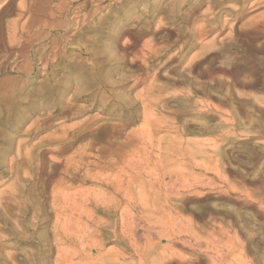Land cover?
Instances as JSON below:
<instances>
[{
    "label": "rangeland",
    "instance_id": "1",
    "mask_svg": "<svg viewBox=\"0 0 264 264\" xmlns=\"http://www.w3.org/2000/svg\"><path fill=\"white\" fill-rule=\"evenodd\" d=\"M44 1L0 0V264H58L86 229L123 231L100 258L127 264H264V0Z\"/></svg>",
    "mask_w": 264,
    "mask_h": 264
},
{
    "label": "bare ground",
    "instance_id": "2",
    "mask_svg": "<svg viewBox=\"0 0 264 264\" xmlns=\"http://www.w3.org/2000/svg\"><path fill=\"white\" fill-rule=\"evenodd\" d=\"M31 1H32V0H31ZM33 1H34V0H33ZM36 1H37V0H36ZM43 1H44V0H43ZM53 1H55V0H53ZM57 1H58V0H57ZM71 1H72V0H71ZM73 1H74V0H73ZM81 1H82V0H81ZM101 1H103V0H93L92 3H94V2H95V3H100ZM108 1H109V0H108ZM116 1H117V0H116ZM122 1H125V0H122ZM132 1H133V0H132ZM142 1H143V0H142ZM178 1H179V0H177V2H178ZM218 1H220V0H217V2H218ZM227 1H228V0H227ZM229 1H230V0H229ZM241 1H242V0H241ZM23 2H24V1H23ZM23 2H22V7H24V6H23ZM44 2H45V1H44ZM51 2H52V1H51ZM65 2H66V1H65ZM118 2H119V1H118ZM120 2H121V1H120ZM125 2H126V1H125ZM125 2H124V3H125ZM180 2H181V1H180ZM209 2H210V1H209ZM211 2H212V1H211ZM211 2H210V6H212V5H211ZM225 2H226V1H225ZM249 2H250V1H249ZM26 3H27V2H26ZM38 3H40V2L38 1ZM46 3H50V2H46ZM69 3H72V2H70V0H69ZM74 3H75V2H74ZM104 3H105V2H103V4H104ZM136 3H137V2H136ZM213 3H214V1H213ZM215 3H216V2H215ZM257 3H258V2H257ZM36 4H37V2H36ZM40 4H41V3H40ZM52 4H54V3H52ZM85 4H86V5H89V6L91 7V10H93V12H94V10L97 8V6L100 7V5L91 6L92 4H91V2H89V1L86 2ZM103 4H101V6H102ZM133 4H134V2H133ZM225 4H226V3H225ZM232 4H234V2H233ZM259 4H260V3H259ZM19 5H20V4H19ZM37 5H39V4H37ZM41 5L44 6L43 4H41ZM62 5H63V4H62ZM67 5H68V4H67ZM73 5H74V4H73ZM79 5H80V4H79ZM82 5H83V4H82ZM106 5H107V4H106ZM115 5H116V4H115ZM177 5H178V3H177ZM177 5H176V6H177ZM202 5H203V4H202ZM217 5H218V4H217ZM240 5H241V4H240ZM262 5H263V4H262ZM50 6H51V5H50ZM80 6H81V5H80ZM119 6H120V5H119ZM178 6H179V5H178ZM210 6H209V7H210ZM226 6H227V5H226ZM242 6H243V5H242ZM244 6H245V4H244ZM22 7H21V8H22ZM75 7H76V6H75ZM102 7H103V6H102ZM202 7H203V6H202ZM212 7H213V6H212ZM21 8L19 9V11L21 10ZM24 8H25V7H24ZM24 8H23L22 10H24ZM34 8H35V7H34ZM59 8L61 9V7H59ZM66 8H67V7H66ZM66 8H64V11H65ZM72 8H73V7H72ZM85 8H86V7H85ZM175 8H176V7H175ZM222 8H223V7H222ZM225 8H226V7H225ZM239 8H240V7H239ZM242 8H244V7H242ZM242 8H241V9H242ZM0 9H1V8H0ZM25 9H26V8H25ZM30 9H31V8H30ZM37 9H38V8H37ZM53 9H54V8H53ZM53 9H52V10H53ZM56 9H57V7H56ZM56 9H55V10H56ZM60 9H59V10H60ZM78 9H79V8H78ZM116 9H117V8H116ZM173 9H174V8H173ZM193 9H195V8H193ZM213 9H214V7H213ZM226 9H227V8H226ZM236 9H237V8H236ZM41 10H42V9H41ZM74 10H75V8H74ZM86 10H87V9H86ZM88 10H89V9H88ZM195 10H196V9H195ZM202 10H203V9H202ZM30 11H31V10H30ZM56 11H57V10H56ZM75 11H76V10H75ZM95 11H96V10H95ZM98 11H99V10H98ZM170 11H171V10H170ZM212 11H213V10H212V8H211V12H212ZM228 11H229V10H228ZM22 12H24V11H22ZM33 12H34V11H33ZM46 12H48V11L46 10ZM51 12H52V11H51ZM76 12H77V11H76ZM84 12H85V11H84ZM197 12H198V9H197ZM229 12H230V11H229ZM229 12H227V14H228ZM231 12H232V11H231ZM231 12H230V13H231ZM29 13H30V12H29ZM49 13H50V12H49ZM57 13H58V12H57ZM78 13H79V12H78ZM91 13H92V11H91ZM121 13H122V12H121ZM125 13H126V12H125ZM167 13H168V11H167ZM170 13H171V12H170ZM174 13H175V12H174ZM174 13H173V14H174ZM242 13H243V12H242ZM86 14H87V13H86ZM123 14H124V13H123ZM221 14H224V13H221ZM231 14H232V13H231ZM12 15H13V14H12ZM19 15H20V14H19ZM22 15H23V14H22ZM25 15H26V14H25ZM53 15H54V14H53ZM56 15H57V14H56ZM56 15H55V16H56ZM63 15H64V13H63ZM74 15H75V14H74ZM90 15H91V14H89V18H88V19H90ZM198 15H199V14H198ZM204 15H205V14H204ZM246 15H247V14H246ZM26 16H27V15H26ZM55 16H54V17H55ZM92 16H93V15H92ZM105 16H106V15H105ZM179 16H180V15H179ZM206 16H207V15H206ZM221 16H222V15H221ZM228 16H229V15H228ZM17 17H18V15H17ZM36 17H37V16H36ZM54 17H53V19H54ZM65 17H66V16H65ZM85 17H86L85 14H84V16H81V15H78V14H77V16L75 15V20H77V22L80 23L81 21L84 20ZM117 17H118V16H117ZM175 17H176V16H175ZM203 17H204V16H203ZM214 17H215V16H214ZM218 17H219V16H218ZM86 18H87V17H86ZM153 18H154V17H153ZM199 18H200V17H199ZM241 18H242V17H241ZM244 18H245V17H244ZM41 19H42V18H41ZM51 19H52V17H51ZM196 19H197V18H196ZM196 19H195V20H196ZM254 19H255V18H254ZM254 19H253V20H254ZM256 19H257V17H256ZM256 19H255V20H256ZM259 19L263 21V19H261V18H259ZM18 20H19V19H18ZM18 20H17V21H18ZM20 20H21V19H20ZM35 20H36V18H35ZM37 20H38V19H37ZM85 20H86V19H85ZM85 20H84V21H85ZM91 20H92V19H91ZM126 20H127V19H126ZM206 20H207V19H205V21H206ZM210 20H211V19H210ZM218 20H219V19H218ZM260 20H259V21H260ZM30 21H32V20H30ZM44 21H45V20H44ZM86 21H87V20H86ZM198 21H199V20H198ZM222 21H223V20H222ZM222 21H221V23L224 22V21H223V22H222ZM234 21H235V20H234ZM28 22H29V21H28ZM28 22H27V23H28ZM42 22H43V20H42ZM87 22H88V21H87ZM211 22H213V21H211ZM232 22H233V21H232ZM248 22H249V21H248ZM257 22H258V19H257ZM34 23H35V22H34ZM39 23L42 24L41 22H39ZM50 23H51V22H50ZM73 23H74V22H73ZM88 23H90V22H88ZM149 23H150V22H149ZM190 23H191V22H190ZM206 23H207V22H205L204 24H206ZM214 23H216V22H214ZM214 23H212V24L214 25ZM217 23H218V22H217ZM237 23H238V22H237ZM32 24H33V23H31V25H32ZM40 24H39V25H40ZM43 24H44V23H43ZM46 24H47V23H46ZM64 24H65V23H64ZM110 24H111V23H110ZM193 24H195V23H193ZM193 24H192V25H193ZM209 24H210V23H209ZM225 24H226V23H225ZM246 24H247V23H246ZM256 24H257V23H255L254 25L257 26L258 24H257V25H256ZM259 24H260V23H259ZM28 25H29V24H28ZM58 25H59V24H58ZM58 25H57V27H58ZM61 25H62V24H61ZM72 25H73V24H72ZM80 25H81V24H80ZM86 25H87V24H86ZM99 25H100V24H99ZM112 25H113V24H112ZM112 25H111V26H112ZM147 25H149V24H147ZM222 25H223V24H222ZM227 25H229V24H227ZM227 25H226V26H227ZM251 25H252V29H253V28H254V27H253L254 25H253V24H251ZM21 26H22V25H21ZM32 26H33V25H32ZM47 26H48V25H47ZM49 26H50V25H49ZM55 26H56V25H55ZM55 26H54V27H55ZM83 26H85V23H84ZM83 26H82V27H83ZM97 26H98V25H97ZM109 26H110V25H109ZM140 26H141V25H140ZM202 26L204 27V25H201V27H202ZM226 26H225V27H226ZM260 26H261V25H260ZM263 26H264V25H263ZM263 26H262V27H263ZM39 27H40V26H39ZM57 27H56V28H57ZM98 27H100V26H98ZM124 27H125V26H124ZM133 27H134V26H133ZM145 27H146V26H145ZM150 27H151V26H150ZM197 27H198V26H197ZM203 27H202V28H203ZM212 27H213V26H212ZM214 27H216V26H214ZM214 27H213V28H214ZM217 27H218V26H217ZM217 27H216V28H217ZM249 27H250V26H249ZM42 28H43V26H42ZM42 28H41V29H42ZM51 28H53V27H51ZM62 28H64V27H61V29H62ZM83 28H84V27H83ZM109 28H110V27H109ZM142 28H143V26H142ZM148 28H149V27H148ZM159 28H160V27H159ZM194 28H195V27H194ZM202 28H201V30H200V31H201V34H200V35H202V34L204 35V33H202V31H203L204 28H203V29H202ZM220 28H221V26H220ZM230 28H231V27H230ZM23 29H24V28H23ZM44 29H45V28H44ZM81 29H82V28H81ZM85 29H86V28H85ZM100 29H101V28H100ZM113 29H114V28H113ZM117 29H118V28H117ZM127 29H128V27H127ZM138 29H139V28H138ZM143 29H144V28H143ZM149 29H150V28H149ZM197 29H198V28H197ZM205 29H206V25H205ZM210 29H211V28H210ZM210 29H209V31H210ZM214 29H215V28H214ZM218 29H219V28H218ZM224 29H225V28H224ZM226 29H227V28H226ZM235 29H236V28H235ZM249 29H250V28H249ZM256 29H257V28H256ZM20 30H21V29H20ZM74 30H75V29H74ZM77 30H78V29L76 28V31H77ZM157 30H158V29H157ZM161 30H162V29H161ZM161 30H160V31H161ZM212 30H213V29H212ZM215 30H216V29H215ZM231 30H232V29H231ZM231 30H230V32H231ZM233 30H234V29H233ZM45 31H46V30H45ZM52 31H53V30H52ZM78 31H79V30H78ZM81 31H82V30H81ZM111 31H112V30H111ZM117 31H118V30H117ZM142 31H143V30H142ZM147 31H148V30L146 29V31H145V36H146V35H147V36L149 35V34H147V33H148ZM150 31H151V30H150ZM165 31H166V30H165ZM192 31H193V30H192ZM198 31H199V30H198ZM198 31H196V32H198ZM216 31H217V30H216ZM221 31H222V30H221ZM248 31H249V30H248ZM255 31H256V30H255ZM109 32H110V31H109ZM112 32H113V31H112ZM112 32H111V33H112ZM129 32H130V31H129ZM131 32H132V31H131ZM146 32H147V33H146ZM189 32H190V31H189ZM193 32H195V31H193ZM196 32H195V33H196ZM212 32H213V31H212ZM212 32H211V33H212ZM219 32H220V31H219ZM224 32H225V31H224ZM226 32H227V31H226ZM226 32H225V33H226ZM243 32H244V31H243ZM253 32H254V30H253ZM253 32H252V33H253ZM79 33H80V32H79ZM111 33H109V34H111ZM113 33H114V32H113ZM135 33H136V32H135ZM138 33H139V32H138ZM143 33H144V32H143ZM149 33H150V32H149ZM195 33H193V34H195ZM206 33H207V29H206ZM213 33H214V32H213ZM221 33H223V32H221ZM232 33H234V32L232 31ZM232 33H230V34H232ZM236 33H237V32H236ZM257 33H258V31H257ZM262 33H263V32H262ZM19 34H20V33H19ZM28 34H29V33H28ZM120 34H121V33H120ZM150 34H151V33H150ZM154 34H155V33H154ZM190 34H191V33H190ZM190 34H189V35H190ZM214 34H217V33H214ZM214 34H213V35H214ZM223 34H224V33H223ZM242 34H243V33H242ZM244 34H245V32H244ZM244 34H243V35H244ZM32 35H33V34H32ZM32 35H31V36H32ZM43 35H45V34L43 33ZM111 35H112V34H111ZM115 35H117V34L115 33ZM128 35H129V34H128ZM140 35H141V34H140ZM143 35H144V34H143ZM177 35H179V34H177ZM196 35H197V34H196ZM200 35H199V37H200ZM219 35H220V33L218 34L217 37H219ZM224 35H225V34H224ZM227 35H228V34H227ZM227 35H226V36H227ZM243 35H242V36H243ZM72 36H73V35H72ZM107 36H108V35H107ZM119 36H122V35H119ZM132 36H133V35H132ZM132 36H131V37H132ZM137 36H138V35H137ZM147 36H146V37H147ZM204 36H205V35H204ZM207 36H208V35H207ZM209 36H211V35H209ZM221 36H222V35H221ZM230 36L232 37L233 35H230ZM230 36H229V37H230ZM10 37H11V36H10ZM28 37H29V36H28ZM74 37H75V36H74ZM134 37H135V36H133V38H134ZM178 37H179V36H178ZM178 37H177V38H178ZM192 37H193V36H192ZM217 37H215V39H216ZM236 37H237V36H236ZM249 37H250V36H249ZM257 37H258V36H257ZM43 38H44V37H43ZM133 38H132V39H133ZM179 38H180V37H179ZM188 38H190V37H188ZM195 38H196V37H195ZM200 38H202V37H200ZM203 38H204V37H203ZM219 38H220V37H219ZM242 38H243V37H242ZM254 38H255V37H254ZM263 38H264V37H263ZM112 39H113V38H112ZM114 39H115V38H114ZM118 39H119V38H118ZM118 39H117V40H118ZM135 39H136V38H135ZM142 39H143V37H142ZM145 39H146V38H145ZM191 39H192V38H191ZM206 39H207V37H206ZM213 39H214V38H213ZM213 39H212V40H213ZM10 40H11V39H10ZM55 40H56V39H55ZM55 40H54V41H55ZM143 40H144V39H143ZM198 40H199V39H198ZM201 40H202V39H201ZM217 40H218V39H217ZM255 40H256V38H255ZM20 41H21V40H20ZM29 41H31V38H30ZM126 41H127V40H126ZM128 41H129V40H128ZM130 41H131V40H130ZM144 41H145V40H144ZM203 41H204V40H203ZM214 41H215V40H214ZM238 41H239V40H238ZM246 41H247V40H246ZM246 41H245V42H246ZM256 41H257V40H256ZM10 42H11V41H10ZM57 42H58V41H57ZM59 42H60V41H59ZM134 42H135V41H134ZM145 42H146V41H145ZM149 42H150V41H149ZM191 42H192V41H191ZM193 42H195V41H193ZM208 42H209V41H208ZM208 42H207V43H208ZM211 42H212V41H211ZM216 42H217V41H216ZM216 42H215V43H216ZM251 42H252V41H251ZM13 43H14V41H13ZM135 43H137V42H135ZM138 43H139V42H138ZM142 43H144V42H142ZM199 43H201V44L204 45L205 42H204V43L199 42ZM199 43L197 42V44H199ZM207 43H206V44H207ZM212 43H213V42H212ZM215 43H213V44H215ZM225 43H226V41H225ZM10 44H11V43H10ZM14 44H15V43H14ZM18 44H19V43H18ZM24 44H25V43H24ZM55 44H57L56 46H58V43H55ZM55 44H54V45H55ZM128 44H129V42H128ZM146 44H147V43H146ZM195 44H196V43H195ZM206 44H205V45H206ZM209 44H210V43H209ZM248 44H249V43H248ZM20 45H21V44H20ZM136 45H137V44H136ZM136 45H135V46H136ZM144 45H145V44H144ZM144 45H142V46H144ZM199 45H200V44H199ZM203 45H202V46H203ZM221 45H223V44H221ZM249 45H250V44H249ZM26 46H27V45H26ZM126 46H128V45H126ZM126 46H125V47H126ZM153 46H154V45H153ZM185 46H186V45H185ZM187 46H189V45H187ZM197 46H198V45H197ZM10 47H12V46H10ZM137 47H138V45H137ZM192 47H193V46H192ZM209 47H210V46H209ZM120 48H121V47H120ZM120 48H119V49H120ZM130 48L132 49L131 46H130ZM130 48L128 47L127 49L129 50ZM141 48H142V47H141ZM146 48H148V46H147V47H144L145 50H146ZM183 48H184V47H183ZM183 48H182V49H183ZM201 48H202V47H201ZM205 48H206V47H205ZM11 49H13V48H11ZM18 49H19V48H18ZM26 49H27V48H26ZM131 49H130V50H131ZM135 49H137V48H135ZM144 49H143V50H144ZM160 49H161V48H160ZM165 49H167V48H165ZM182 49H181V50H182ZM185 49H186V48H185ZM188 49H189V48H188ZM202 49H204V47H203ZM206 49H207V48H206ZM13 50H14V49H13ZM24 50H25V49H24ZM138 50H139V49H138ZM145 50H144V51H145ZM147 50H148V49H147ZM147 50H146V52H149V51H150V48H149V51H147ZM151 50H152V49H151ZM155 50H156V49H155ZM155 50H154V51H155ZM181 50H180V51H181ZM183 50H184V49H183ZM189 50H190V49H189ZM193 50H195V48H193ZM126 51H127V50H126ZM139 51H140V50H139ZM156 51H157V50H156ZM168 51H169V50H168ZM190 51H191V50H190ZM190 51H189V52H190ZM202 51H203V50H202ZM8 52H9V50H8ZM11 52H12V51H11ZM17 52H18V51H17ZM118 52H119V50H118ZM118 52H117V53H118ZM120 52H122V51L120 50ZM120 52H119V53H120ZM141 52H142V51H141ZM150 52H152V51H150ZM182 52H183V51H182ZM182 52H181V53H182ZM186 52H187V51H186ZM119 53H118V54H119ZM136 53H139V54H140V52H136ZM19 54H22V51L19 52ZM124 54H125V53H124ZM142 54H144V53L142 52ZM150 54H152V53H150ZM187 54H188V53H187ZM187 54H186V55H187ZM10 55H11V54H10ZM10 55H9V56H10ZM23 55H24V54H23ZM119 55H120V54H119ZM121 55L123 56V54H121ZM126 55H128L127 52H126ZM131 55H132V53H131ZM135 55H136V54H135ZM135 55L133 56L134 58H135ZM147 55H148V53H147ZM160 55H161V54H160ZM166 55H167V54H166ZM15 56H16V54H15ZM15 56H14V57H15ZM117 56H118V55L116 54L114 58L116 59ZM122 56H121V57H122ZM140 56H141V54H140ZM142 56H145V55H142ZM142 56H141V57H142ZM150 56H151V55H150ZM150 56H149V57H150ZM154 56H155V55H154ZM169 56H170V55H169ZM175 56H176V54H175ZM184 56H185V55H184ZM10 57H12V56H10ZM10 57H9V58H10ZM17 57H18V56H17ZM20 57H22V56H20ZM23 57H24V56H23ZM23 57H22V58H23ZM124 57H127V56H124ZM141 57H140V60H141ZM146 57H148V56H146ZM146 57H145V58H146ZM160 57H161V56H160ZM111 58H112V57H111ZM118 58H119V56H118ZM118 58H117V60H119ZM128 58H129V56H128ZM134 58H133V59H134ZM136 58H137V56H136ZM138 58H139V55H138ZM155 58H156V57H155ZM169 58H170V57H169ZM172 58H173V57H172ZM176 58L178 59V57H175V60H177ZM180 58H181V57H180ZM180 58H179V59H180ZM18 59H19V58H18ZM125 59H127V58H125ZM148 59H149V58H148ZM150 59H151V58H150ZM179 59H178V61H179ZM16 60H17V59H16ZM109 60H110V59H109ZM113 60H114V59H113ZM113 60H112L111 62H113ZM120 60H121V59H120ZM120 60H119V61H120ZM136 60H137V59H136ZM144 60H145V59H143V61H144ZM156 60H157V59H156ZM168 60H169V59H167V61H168ZM172 60H173V59H172ZM115 61H116V60H115ZM119 61H116V64H117V62H118V64H120ZM121 61H122V60H121ZM125 61H126V60H124V63H125ZM129 61H130V60H129ZM132 61H133V60L131 59V62H132ZM137 61H139V60H137ZM137 61L134 60L133 63H134V62H137ZM143 61H141V62H143ZM152 61H153V60H152ZM158 61H159V60H158ZM160 61H161V60H160ZM160 61H159V62H160ZM169 61H171V60H169ZM192 61H194V60H192ZM107 62H108V65H110V64H109V61H107ZM127 62H128V61H126V63H127ZM147 62H148V61H147ZM149 62H150V61H149ZM173 62H174V61H173ZM173 62H172V63H173ZM121 63H122V62H121ZM139 63H140V62H139ZM166 63H167V62H166ZM166 63H165V64H166ZM170 63H171V62H170ZM172 63H171V64H172ZM191 63L193 64V62H191ZM16 64H17V63H16ZM114 64H115V63H114ZM134 64L136 65V64H138V63H134ZM144 64H146V63H144ZM165 64H164V65H165ZM103 65H104V64H103ZM105 65H106V64H105ZM132 65H133V64H132ZM146 65H147V64H146ZM149 65H150V64H149ZM172 65H173V64H172ZM117 66H118V65H117ZM127 66H128V65H127ZM137 66H138V65H137ZM139 66H140V64H139ZM169 66H170V65H168V67H169ZM191 66H192V65H191ZM104 67H105V66H104ZM104 67H102V68H104ZM109 67H112V63H111V65H110ZM121 67H122V66H121ZM123 67H124V64H123ZM128 67H129V66H128ZM132 67L134 68L135 66H131V69H132ZM143 67H145V66L143 65ZM146 67H147V66H146ZM166 67H167V65H166ZM168 67H167V68H168ZM15 68H16V67H15ZM17 68H18V67H17ZM135 68H138V67H135ZM140 68H141V70H142V67H140ZM151 68H152V67H151ZM104 69H105V68H104ZM104 69H103V70H104ZM107 69H108V67H107ZM107 69H106V72H107ZM110 69H111V68H110ZM118 69H119V67H118ZM138 69H139V68H138ZM145 69H146V68H145ZM147 69H148V68H147ZM159 69H160V68H159ZM162 69H164V68H162ZM165 69H166V68H165ZM116 70H117V69H116ZM18 71H19V70H18ZM91 71H92V70H91ZM138 71H139V70H138ZM147 71H148V70H147ZM110 72H111V71H110ZM161 72H163V71H161ZM149 73H150V72H149ZM155 73H156V72H155ZM100 74H101V73H100ZM142 74H144V72H142ZM147 74H148V72H147ZM151 74H152V73H151ZM148 75H149V74H148ZM143 76H144V75H143ZM146 76H147V75H146ZM147 77H148V76H147ZM98 78H99V77H98ZM100 78H101V77H100ZM104 78H105V77H103V79H104ZM139 78H140V75H139ZM139 78H138V79H139ZM103 79H102V80H103ZM136 79H137V78H136ZM143 79H145V78H143ZM143 79H140L139 81L137 80L138 82H135V83L139 84ZM146 79H147V78H146ZM214 79H215V78H214ZM102 80L100 79V81H102ZM211 81H213V80H211ZM2 82H3V81H2ZM98 82H99V81H98ZM143 82H144V81H142V83H143ZM145 82H146V80H145ZM102 83H103V82H102ZM104 83H105V82H104ZM116 83H117V82H116ZM2 84H4V82H3ZM129 84H130V83H129ZM99 85H100V84H99ZM101 85H102V84H101ZM105 85H106V84H105ZM140 85H142V84H140ZM134 86H135V85H134ZM134 86H133V87H134ZM4 87H5V85H4ZM107 87H108V86H107ZM136 87H138V85H137ZM5 88H6V87H5ZM99 89H100V88H99ZM94 90H95V89H94ZM100 90H101V89H100ZM102 90H103V89H102ZM3 91H4V90H3ZM5 93H6V91H5ZM76 93H77V92H76ZM6 94H7V93H6ZM91 94H92V93H91ZM105 94H106V92H105ZM74 95H75V94H74ZM103 95H104V94H103ZM4 96H5V95H4ZM108 96H109V95H108ZM0 97H1V95H0ZM2 97H3V96H2ZM72 97H73V96H72ZM72 97H71V98H72ZM76 97H77V96H76ZM95 97H96V96H95ZM103 97L105 98V96H103ZM106 97H107V96H106ZM80 98H81V97H80ZM75 99H76V98H75ZM83 99H84V98H83ZM94 99H95V98H94ZM72 100H74V99H72ZM90 100H91V98H88V99H87V102L90 101ZM98 100H99V99H98ZM105 100H106V98H105ZM133 100H137V99L134 98ZM96 102H97V100H96ZM71 104H72V103H71ZM105 104H106V103H105ZM133 104H134V103H133ZM72 105H73V104H72ZM74 105H75V104H74ZM83 106H84V105H83ZM83 106H82V107H83ZM87 106H88V105H87ZM103 106H104V104H103ZM132 106H133V105H132ZM80 107H81V106H80ZM80 107H79V108H80ZM82 107H81V109H82ZM105 107H106V106H105ZM105 107H104V108H105ZM133 107H134V106H133ZM102 108H103V107H102ZM130 108H131V107H130ZM136 108H137V107H136ZM136 108H135V109H136ZM70 109H71V107H70ZM72 109H74V108L72 107ZM84 109H85V107H84ZM82 110H83V109H82ZM86 110H89V109L86 108ZM86 110H85V111H86ZM104 110H105V109H104ZM62 111H63V109H62ZM73 111H75V110H73ZM79 111H80V110H79ZM79 111H77V112H79ZM89 111H90V110H89ZM89 111H87V112H89ZM67 112L69 113L68 110H67ZM67 112H66V113H67ZM77 112H76V113H77ZM81 112H82V111H81ZM66 113H65V114H66ZM71 113H72V112H71ZM123 113H124L125 116L130 117V119H134V118L136 119V115L134 114L135 112L132 111V109H130V110H128V111H127V110H126V111H123ZM136 113H137V112H136ZM42 115H43V114H42ZM42 115H41V116H42ZM50 115H51V114H50ZM66 115H69V114H66ZM66 115H65V116H66ZM73 115H74V113H73ZM73 115L71 114V116H73ZM52 116H53V115H52ZM74 116H75V115H74ZM44 117H45V116H44ZM44 117H42V118H44ZM132 117H134V118H132ZM45 118H46V117H45ZM67 118H68V117H67ZM49 119H50V117H49ZM95 119H96V118H95ZM97 119H98V118H97ZM111 119H112V118H111ZM113 119H114V118H113ZM86 120H87V118H86ZM100 120H101V119H100ZM119 120H120V119H119ZM110 121L114 122V120H110ZM110 121H109V123H110ZM123 121H124V120H123ZM124 122H125V121H124ZM129 122H130V121H129ZM131 122H132V121H131ZM93 123H94V122H92V124H93ZM98 123H99V121H98ZM87 124H88V123H87ZM92 124H91L90 121H89V124H88V125L90 126V125H92ZM95 124H96V123H95ZM82 125H83V124H82ZM97 125H98V124H97ZM115 125H116V124H115ZM117 125H118V124H117ZM125 125H126V124H125ZM128 125H129V124H128ZM80 126H81V125H80ZM95 126H96V125H95ZM99 126H100V125H99ZM99 126H98V127H99ZM102 126H103V125H102ZM33 127H34V126H33ZM78 127H79V126H78ZM85 127H86V126H85ZM91 127H93V126H90V129H91ZM105 127H106V125H105ZM111 127H112V126H111ZM116 127H117V126H116ZM119 127H120V126H119ZM125 127H126V126H125ZM37 128H38V126H37ZM41 128H42V127H41ZM95 128H97V126H96ZM107 128H108V126H107ZM107 128H106V130H107ZM114 128H115V127H114ZM35 129H36V128H35ZM35 129H34V130H35ZM83 129H84V128H83ZM85 129H86V128H85ZM88 129H89V128H88ZM97 129H98V128H97ZM102 129H104V128H102ZM108 129H109V128H108ZM93 130H94V129H93ZM99 130H100V128H99ZM99 130H98V131H99ZM104 130H105V129H104ZM38 131H39V130H38ZM67 131H68V130H67ZM71 131H72V130H71ZM79 131H80V130H78V132H79ZM81 131H82V130H81ZM94 131H95V130H94ZM116 131H117V130H116ZM85 132H86V131H85ZM89 132H90V131H89ZM89 132H87V133H89ZM100 132H101V131H100ZM103 132H106V131H103ZM107 132H108V131H107ZM75 133H77V132H75ZM96 133H97V132H96ZM101 133H102V132H101ZM89 134H90V133H89ZM103 134H104V133H103ZM105 134H106V133H105ZM111 134H112V131H111ZM114 134H115V133H114ZM75 135H76V134H75ZM75 135H74V136H75ZM80 135H81V134H80ZM85 135H86V134H85ZM93 135H94V134H93ZM106 135H107V134H106ZM69 136H70V135H69ZM72 136H73V135H72ZM105 137H106V136H105ZM5 138H6V137H5ZM5 138H4V141L7 140V139H5ZM8 138H9V137H8ZM75 138H76V137H75ZM84 138H86V137H84ZM91 138H92V140H93V137H91ZM98 138H99V137H98ZM98 138H97V139H98ZM102 138H104V137H102ZM102 138H101V140H102ZM9 139H10V138H9ZM81 139H82V138H81ZM81 139H80V140H81ZM87 139H88V138H87ZM94 139H96V138H94ZM0 140H1V139H0ZM73 140H75V139H73ZM75 141H76V140H75ZM96 141H97V140H96ZM9 142H10V140H9ZM61 142H63V141H61ZM76 142H77V141H76ZM97 142H100V140L97 141ZM12 143H13V141H12ZM74 143H75V142H74ZM91 143H93V142H91ZM95 144H96V143H95ZM93 145H94V143H93ZM10 146H11V144H10ZM87 147H88V145H87ZM92 147H93V146H92ZM5 150H6V149H5ZM61 151H62V150H61ZM7 152H8V151H7ZM62 152H63V151H62ZM16 153H17V152H16ZM57 153H58V152H57ZM67 165H68V164H67ZM58 167H59V165H58ZM216 167H217V166H216ZM217 171H218V170H217ZM74 175H75V173H74ZM75 176H76V175H75ZM235 176H236V175H235ZM76 177H78V175H77ZM234 181H235V179H234ZM254 182H255V181H254ZM261 182H262V181H261ZM111 183H114V180H113ZM257 183H258V182H257ZM259 184H260V183H259ZM259 184H258V185H259ZM236 185H237V183H236ZM238 185H241V183L238 184ZM234 186H235V185H234ZM112 187H113V186H112ZM237 187H238V186H237ZM114 189H115V187H114ZM238 189H239V188H238ZM254 189H255V188H254ZM249 190H250V189H249ZM252 190H253V188H252ZM250 191H251V190H250ZM115 192H116V193H115L116 195H119V192H120V191H118V190L116 189ZM239 192H240V191H239ZM256 194H257V193H256ZM250 195H251V193H250ZM253 195H254V194H253ZM247 196H248V195H247ZM247 196H246V197H247ZM258 196L261 197L262 194H261V196H260V195H257V197H258ZM242 197H243V196H242ZM254 198H255V197H254ZM251 199H252V198H251ZM242 200H244V199H242ZM257 200H259V199H257ZM260 201H262V200L260 199ZM244 202L246 203L247 206L256 208L255 204L252 203L251 201L245 199ZM242 204H243V203H242ZM256 204H257V203H256ZM88 205H89V204H88ZM262 205H263V204H262ZM92 206L95 207L98 211H102L106 216L112 215V214H113L112 209H115V208H102V207L99 206V204H97V203L92 204ZM247 206H246V207H247ZM263 206H264V205H263ZM256 209H257V208H256ZM258 211H259V210H258ZM234 213L236 214V212H234ZM88 214H89V213H88ZM86 215H87V214H86ZM89 216H91V215H89ZM93 217H94V216H93ZM199 218H200V217H199ZM49 219H50V218H49ZM71 219H72V218H71ZM60 220H61V219H60ZM87 220H88V219H87ZM90 220H92V219H90ZM241 220H242V219H241ZM58 221H59V220H58ZM227 221H228V220H227ZM239 221H240V220H239ZM87 222H88V221H87ZM101 222H102V221H101ZM101 222H100V224L98 223V226H97V227H101V224H102ZM56 224H57V223H56ZM77 224H78V223H77ZM94 224H95V223H94ZM40 225H41V224H40ZM230 225H231V224H230ZM84 226H85V225H84ZM114 226H115V225H114ZM227 226H228V225H227ZM86 228H87V226H86ZM231 228H232V227H231ZM71 229H72V228H71ZM98 229H100L101 231H104V232H106V233L108 232L107 230H105V229L102 228V227H101V228H98ZM107 229H108V228H107ZM188 229H189V228H188ZM216 229H217V228H216ZM216 229H215V230H216ZM232 229H233V228H232ZM78 230H79V229H78ZM110 230H111V229H110ZM110 230H109V231H110ZM170 230H171V229H170ZM181 230H182V229H181ZM196 230H197V229H196ZM213 230H214V229H213ZM175 231H176V230H175ZM111 232H112V231H111ZM111 232H110V233H111ZM122 232H123V231H122ZM122 232H121V233H122ZM121 233L113 232V235H110L109 232H108L106 235H98V234H97L96 232H94V231H92V232H91V230L88 231V229H86V230H82V231L79 230L78 232H77V231H73V232L71 231V235H67V236H66L67 238H65V242H64V244H65V245H69V246H71V245L75 244V242L80 238V239H82V241H81V242H82V244H81V245H82V248H81V249H82V253H78V255H70V254L67 252L68 254L66 253V254H63V255L59 256L60 258H59V260H58V264H75V260H79V261L81 262V263H78V264H127L125 261H123V257H122V254H121V253H111V255L108 254V255H110L109 257H103V258H100V255H102L103 252H104V249H103L104 243H105L107 240H109L111 237H115V238H116V240H115L116 242H119V243L123 242V240H124V236L122 235L123 233H122V234H121ZM169 233H171V231H170ZM177 233H178V232H177ZM180 233H181V232H180ZM198 234H199V233H198ZM179 235H181V234H179ZM211 235H212V234H211ZM239 235H240V234H239ZM63 236H64V235H63ZM171 236H172V234H171ZM181 236H182V235H181ZM212 236H213V235H212ZM220 236H221V235H220ZM97 237H103V240H100V241H99V240H97ZM132 238H133V237H132ZM232 238H233V237H232ZM237 238H238V237H237ZM130 239H131V238H130ZM59 240H60V239H59ZM163 240H164V239H163ZM215 240H216V239H215ZM165 241H166V240H165ZM169 241H170V240H169ZM180 241H181V240H180ZM58 242H59V241H58ZM62 242H63V241H62ZM158 242H159V241H158ZM167 242H168V241H167ZM164 243H165V242H164ZM178 243H179V242H178ZM235 243H236V242H235ZM239 243H240V242H239ZM148 244H149V242H148ZM236 244H237V243H236ZM60 245H61V244H60ZM62 245H63V244H62ZM105 246H106V245H105ZM173 246H174V244H173ZM176 246H177V245H176ZM232 246H233V245H232ZM171 247H172V246H171ZM246 247H247V246H246ZM64 248H65V247H64ZM64 248H63V249H64ZM182 248H183V247H182ZM233 248H234V247H233ZM63 249L61 248V250H63ZM87 249L90 250V253H89V254H85ZM147 249H148V247H147ZM167 249H168V248H167ZM169 249H170V248H169ZM128 251H130V248H129V247H126V250H124L123 252L127 253ZM143 251H144V250H143ZM145 251H146V250H145ZM166 251H167V250H166ZM59 252H60V251H59ZM74 252H75V251H74ZM77 252H78V251H77ZM77 252H75V253H77ZM131 252H132V250H131ZM153 252H154V249H152L151 251H150V250H149V251H146V253H145V252H141L140 250L136 249L135 252L132 253V254H133L132 256H134V255L137 256V255H138V256L142 259V264H146V262L150 259L151 255L155 253V252H154V253H153ZM170 252H171V251H170ZM257 253H258V250H257ZM57 255H58V254H57ZM256 255H257V254H256ZM98 256H99V257H98ZM135 258H136V257H135ZM184 258H185V257H184ZM141 259H139V260H141ZM156 259H157V258H156ZM186 259H187V258H186ZM85 260H88V263H84L83 261H85ZM152 260H153V258H152ZM166 260H167V261L165 262V264H184V261H182V259L178 260V258L175 259V258L172 257V258H167ZM129 262H130V261H129ZM56 263H57V262H56ZM140 263H141V262H140ZM137 264H138V263H137ZM150 264H151V263H150Z\"/></svg>",
    "mask_w": 264,
    "mask_h": 264
}]
</instances>
